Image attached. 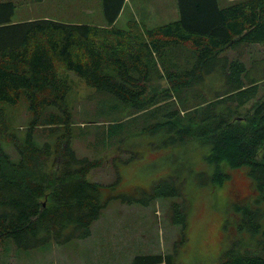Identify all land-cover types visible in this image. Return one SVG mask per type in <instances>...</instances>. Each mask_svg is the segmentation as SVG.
I'll list each match as a JSON object with an SVG mask.
<instances>
[{"label":"trees","instance_id":"trees-1","mask_svg":"<svg viewBox=\"0 0 264 264\" xmlns=\"http://www.w3.org/2000/svg\"><path fill=\"white\" fill-rule=\"evenodd\" d=\"M176 2L177 19L154 27L131 20L127 29L114 25L125 0H101L105 25L12 22L15 3L0 2V103L17 104L23 95L30 113L21 138L9 130L0 107V241L11 239L22 250L63 244L88 236L113 198L133 202L178 194L172 178L155 182L145 199L116 191L117 181L105 192L86 178L102 160L80 158L71 146V84L59 74L65 69L115 99L106 101V111L118 114L108 136L124 119L141 117L129 131L159 133L163 146H209L204 157L215 164L216 176L245 167L252 198L231 203L237 238L217 264H264V64L256 70L240 57L246 46L264 44V0L225 7L217 0ZM162 81L167 85L156 87ZM38 128L47 131L46 139L49 132L57 139L38 144ZM4 143L15 148V158ZM171 207L173 222L185 226L187 206ZM238 230L259 247H245ZM126 264L177 262L175 252L142 253Z\"/></svg>","mask_w":264,"mask_h":264},{"label":"rangeland","instance_id":"rangeland-1","mask_svg":"<svg viewBox=\"0 0 264 264\" xmlns=\"http://www.w3.org/2000/svg\"><path fill=\"white\" fill-rule=\"evenodd\" d=\"M1 1L15 3L12 22L47 18L64 23L105 25L101 0ZM217 1L220 7H225L241 0ZM177 18L176 0H126L114 25L127 29L128 21L135 20L154 27ZM240 57L247 65L253 61L258 70L264 64V44L246 46ZM59 74L71 84L66 96L73 121L71 146L80 158L102 160L86 178L102 184L105 192L117 181L116 191L142 199L148 197L147 192L155 182L172 178L170 185L176 187L178 194L133 202L113 198L92 222L88 236L63 244L47 242L32 250H22L11 239L0 241V264H126L135 254L169 252H175L177 264H217L221 253L237 238V215L231 203L248 202L252 198L249 199L252 189L246 168L228 170L231 172L228 176H216L215 164L204 157L209 146L196 143L163 146L159 133L129 131L131 124L141 122V117L122 120L123 127L115 129L112 137L108 136L107 126L118 114L106 111V101L115 99L89 87L72 71L62 69ZM166 85L162 81L156 87ZM26 105L23 95L17 104L0 103L9 130L21 138L30 119ZM37 133L41 135L35 137L38 144L45 143L44 140L53 143L58 137L49 132L46 139L47 131L43 128H38ZM4 144L5 151L15 158V148L10 143ZM173 202L187 206L185 226L173 222ZM238 232L242 233L245 247L254 244L247 232ZM255 250L259 253V249Z\"/></svg>","mask_w":264,"mask_h":264},{"label":"crops","instance_id":"crops-1","mask_svg":"<svg viewBox=\"0 0 264 264\" xmlns=\"http://www.w3.org/2000/svg\"><path fill=\"white\" fill-rule=\"evenodd\" d=\"M125 3H126V0H125ZM125 3H124V5H125ZM123 9H124V6H123ZM123 9H122V10H123ZM118 252H119V249H118L117 253H118ZM114 253H115V252H113L111 255L114 256Z\"/></svg>","mask_w":264,"mask_h":264}]
</instances>
